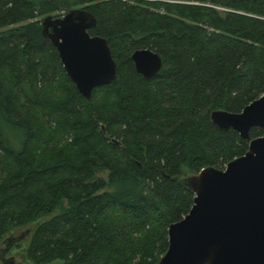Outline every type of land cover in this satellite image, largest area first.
Wrapping results in <instances>:
<instances>
[{
	"label": "trees",
	"instance_id": "obj_1",
	"mask_svg": "<svg viewBox=\"0 0 264 264\" xmlns=\"http://www.w3.org/2000/svg\"><path fill=\"white\" fill-rule=\"evenodd\" d=\"M74 8L116 62L89 98L41 33ZM139 48L160 56L155 76L135 71ZM263 92L264 0H0V241L33 225V264H156L192 205L181 178L248 149L210 111Z\"/></svg>",
	"mask_w": 264,
	"mask_h": 264
},
{
	"label": "water",
	"instance_id": "obj_2",
	"mask_svg": "<svg viewBox=\"0 0 264 264\" xmlns=\"http://www.w3.org/2000/svg\"><path fill=\"white\" fill-rule=\"evenodd\" d=\"M95 25V16L85 8L41 20L42 35L54 45L67 76L86 98L93 88L116 77L107 39L89 32ZM130 58L145 78L155 76L162 66L150 48L135 49ZM209 119L219 129H233L248 139V149L223 168L209 165L181 178L193 192L192 205L169 224L168 247L156 264H264V133L252 138L249 134L253 127L264 128V92L239 112L212 109ZM28 227L2 239L6 246L0 264H26L2 255L31 234Z\"/></svg>",
	"mask_w": 264,
	"mask_h": 264
},
{
	"label": "rangeland",
	"instance_id": "obj_3",
	"mask_svg": "<svg viewBox=\"0 0 264 264\" xmlns=\"http://www.w3.org/2000/svg\"><path fill=\"white\" fill-rule=\"evenodd\" d=\"M100 174L103 175V176L107 175L106 172H101ZM49 217L50 216H47V218H49ZM29 226L33 227V225H29ZM27 227L28 226H26V228ZM30 227H28V228H30ZM23 229H25V227H23V228H21L19 230L16 229L17 231H14L12 235H14V236L18 235L20 233V231L23 230ZM29 238H30V231L25 235L24 238H22L20 241H18V242L22 243L21 246H19V245L18 246H14L16 244V243H14L13 246L9 250L5 251L2 256L3 257L4 256H6V257L13 256L16 262H25L26 264H33L32 262H30L28 260H25L20 254V253L23 252V249H24L26 243L28 242ZM5 246H6L5 243L1 240L0 241V255H1V250L4 249ZM58 263H59V261L56 260V261H53V262H51L49 264H58Z\"/></svg>",
	"mask_w": 264,
	"mask_h": 264
}]
</instances>
